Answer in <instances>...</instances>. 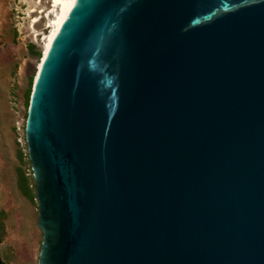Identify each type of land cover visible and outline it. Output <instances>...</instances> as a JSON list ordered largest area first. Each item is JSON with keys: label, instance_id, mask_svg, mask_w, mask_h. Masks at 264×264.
I'll return each instance as SVG.
<instances>
[{"label": "water", "instance_id": "95a60500", "mask_svg": "<svg viewBox=\"0 0 264 264\" xmlns=\"http://www.w3.org/2000/svg\"><path fill=\"white\" fill-rule=\"evenodd\" d=\"M40 59L38 264H264V0H75Z\"/></svg>", "mask_w": 264, "mask_h": 264}, {"label": "rangeland", "instance_id": "374dc122", "mask_svg": "<svg viewBox=\"0 0 264 264\" xmlns=\"http://www.w3.org/2000/svg\"><path fill=\"white\" fill-rule=\"evenodd\" d=\"M51 0H0V258L38 264L42 240L25 139L27 100ZM52 16V17H51ZM49 17V18H48ZM30 197L20 187V179Z\"/></svg>", "mask_w": 264, "mask_h": 264}, {"label": "bare ground", "instance_id": "6f19581e", "mask_svg": "<svg viewBox=\"0 0 264 264\" xmlns=\"http://www.w3.org/2000/svg\"><path fill=\"white\" fill-rule=\"evenodd\" d=\"M74 1L75 0H51L52 8L51 10H49V12H54V13H53V17L51 16L52 18L47 20L48 21L47 26L49 30L47 33L43 34V37H42L43 42L41 45L40 57L45 55L50 43L52 42L55 34L57 33V30L59 29L61 23L63 22L66 14L68 13ZM40 64H41V59H39L36 64V71L38 67L40 66Z\"/></svg>", "mask_w": 264, "mask_h": 264}, {"label": "trees", "instance_id": "16d2710c", "mask_svg": "<svg viewBox=\"0 0 264 264\" xmlns=\"http://www.w3.org/2000/svg\"><path fill=\"white\" fill-rule=\"evenodd\" d=\"M23 181H24L23 176H21L20 187H21L22 191L24 192V194L30 197V194L28 193L27 188H26L27 186Z\"/></svg>", "mask_w": 264, "mask_h": 264}]
</instances>
